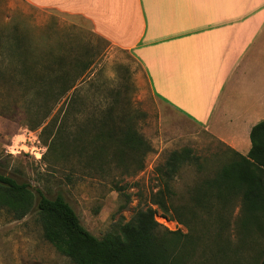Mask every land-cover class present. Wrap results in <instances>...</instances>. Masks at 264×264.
Instances as JSON below:
<instances>
[{
    "label": "rangeland",
    "instance_id": "obj_1",
    "mask_svg": "<svg viewBox=\"0 0 264 264\" xmlns=\"http://www.w3.org/2000/svg\"><path fill=\"white\" fill-rule=\"evenodd\" d=\"M13 20L26 26L36 40L47 34V48L58 49L60 55L92 60L73 101L67 102L65 96L47 100L22 77L15 48L7 40ZM0 37H6L0 45V173L28 183L35 194L40 190L49 197L63 196L98 238L118 233L140 209L153 207L160 232L176 238L182 264H259L264 256V221L257 224L260 228L247 221L239 195L223 204L212 188L204 205L190 203L197 186L215 178L234 157L233 151L170 111L153 94L130 51L111 46L80 16L36 10L25 0H0ZM34 56L35 62L29 57L28 65L37 71L48 63L40 52ZM78 71L68 74L74 77ZM131 118L153 148L144 158L129 150L119 153L116 140L106 137L109 127H122ZM28 131L36 132L46 146L39 160L28 151H8L11 144L28 142ZM185 147L198 159L170 180L174 206L181 208L167 212L152 203L153 195L164 188L158 168L172 151ZM186 204L189 208H184ZM0 264L74 263L44 238L35 213L16 219L0 202Z\"/></svg>",
    "mask_w": 264,
    "mask_h": 264
},
{
    "label": "crops",
    "instance_id": "obj_2",
    "mask_svg": "<svg viewBox=\"0 0 264 264\" xmlns=\"http://www.w3.org/2000/svg\"><path fill=\"white\" fill-rule=\"evenodd\" d=\"M87 20L139 61L153 94L247 155L264 120V0H25Z\"/></svg>",
    "mask_w": 264,
    "mask_h": 264
},
{
    "label": "trees",
    "instance_id": "obj_3",
    "mask_svg": "<svg viewBox=\"0 0 264 264\" xmlns=\"http://www.w3.org/2000/svg\"><path fill=\"white\" fill-rule=\"evenodd\" d=\"M13 21V32L9 35L7 33V40L15 48L13 53L20 62L22 77L32 82L36 93H43L47 100L57 101L65 96L67 102L73 101V93L82 85L84 79L81 76L89 71L92 60L81 62L75 56L67 58L60 55L58 49L47 48L50 44L47 34L36 40L29 35L26 26L23 27L18 20ZM3 41L6 42V37H0V45H3ZM32 46L35 48L32 49ZM42 48L47 50L43 51ZM36 52L43 55L44 58L40 59L48 62L39 67L41 69L38 71L34 65H28L29 57L30 62H35ZM77 68L79 71L74 77L68 74ZM106 137L116 140L119 144L116 151L121 154L129 150L134 157L144 158L153 149L132 118L122 127H109ZM250 139L249 153L242 155L232 150L234 157L223 165L215 178L204 180L197 186L190 203L204 205L206 193L212 188L215 197L223 204L239 195L241 208L247 213V221L260 228L257 224L264 221V120L253 126ZM196 159L193 149L189 147L169 154L163 167L158 168L164 188L153 195V204L167 212L171 207L181 208V205L174 206L170 180L180 168L195 163ZM37 191L35 194L28 183L0 173V202L10 207L16 219L35 213L44 238L74 264L183 263L177 251L176 238H168L166 233L160 232L161 224L156 220L157 210L153 207L140 209L130 221L120 226L118 233H107L98 238L85 227L75 209L63 196L49 197ZM184 208L189 207L186 204ZM168 233L175 234L176 231ZM259 264H264V256Z\"/></svg>",
    "mask_w": 264,
    "mask_h": 264
},
{
    "label": "built area",
    "instance_id": "obj_4",
    "mask_svg": "<svg viewBox=\"0 0 264 264\" xmlns=\"http://www.w3.org/2000/svg\"><path fill=\"white\" fill-rule=\"evenodd\" d=\"M27 141L24 145L20 144H11L8 146V151L12 154L19 153L21 150L28 151L35 159H41L44 153L46 152V146L42 145L38 135L34 131H28ZM24 148H28L25 150Z\"/></svg>",
    "mask_w": 264,
    "mask_h": 264
}]
</instances>
